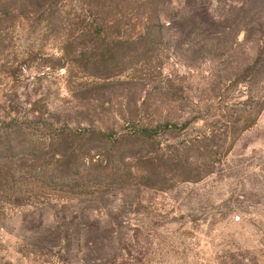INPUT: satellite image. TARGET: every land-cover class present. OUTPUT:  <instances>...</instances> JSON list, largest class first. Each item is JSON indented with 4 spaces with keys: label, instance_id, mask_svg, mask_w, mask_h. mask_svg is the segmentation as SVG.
Returning a JSON list of instances; mask_svg holds the SVG:
<instances>
[{
    "label": "rangeland",
    "instance_id": "obj_1",
    "mask_svg": "<svg viewBox=\"0 0 264 264\" xmlns=\"http://www.w3.org/2000/svg\"><path fill=\"white\" fill-rule=\"evenodd\" d=\"M0 264H264V0H0Z\"/></svg>",
    "mask_w": 264,
    "mask_h": 264
},
{
    "label": "trees",
    "instance_id": "obj_2",
    "mask_svg": "<svg viewBox=\"0 0 264 264\" xmlns=\"http://www.w3.org/2000/svg\"><path fill=\"white\" fill-rule=\"evenodd\" d=\"M247 126H251V125H247ZM166 130H175L176 129V127H174V126H166V127H164ZM244 128V127H243ZM248 128V127H247ZM243 130V129H242ZM140 132V134H141V136L142 137H144V138H150V136L152 137L153 136V134L155 133V132H157V131H150V130H142V131H139ZM93 133H94V131H93ZM95 134V135H94ZM93 134V138H91V139H94V140H99V141H101V142H112V140H113V135L112 134H109V133H105V132H103V131H95V133ZM232 134H234V135H236V129H233V131H232ZM85 136V135H84ZM85 138V137H84ZM172 164H174V163H172ZM175 165H168V167L166 168V170H169V169H171L172 167H174ZM105 169H109V167L108 166H106L105 167ZM137 170H139L140 171V173H146V172H148L149 173V170L147 171L144 167H137ZM203 174H205V173H203L202 171H199V172H197L196 173V176H198V177H195L196 179H188V181H191V180H195V181H198V180H201L203 177L202 176H204Z\"/></svg>",
    "mask_w": 264,
    "mask_h": 264
}]
</instances>
